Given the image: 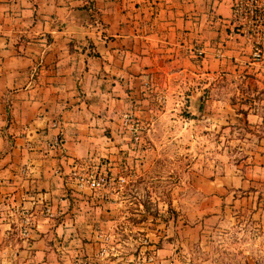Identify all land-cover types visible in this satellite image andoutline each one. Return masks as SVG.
Returning <instances> with one entry per match:
<instances>
[{
  "label": "crops",
  "instance_id": "0c3cea01",
  "mask_svg": "<svg viewBox=\"0 0 264 264\" xmlns=\"http://www.w3.org/2000/svg\"><path fill=\"white\" fill-rule=\"evenodd\" d=\"M231 5L0 0V232L20 209L35 235L56 207L72 212L84 193L70 170L123 148V113L148 116L154 96L168 105L178 79L223 63L264 82Z\"/></svg>",
  "mask_w": 264,
  "mask_h": 264
},
{
  "label": "rangeland",
  "instance_id": "374dc122",
  "mask_svg": "<svg viewBox=\"0 0 264 264\" xmlns=\"http://www.w3.org/2000/svg\"><path fill=\"white\" fill-rule=\"evenodd\" d=\"M241 65L178 79L166 106L151 98L133 117L141 140L122 126L124 147L89 165L107 183L50 210L38 235L15 211L0 264H264V82Z\"/></svg>",
  "mask_w": 264,
  "mask_h": 264
},
{
  "label": "built area",
  "instance_id": "2783aa9c",
  "mask_svg": "<svg viewBox=\"0 0 264 264\" xmlns=\"http://www.w3.org/2000/svg\"><path fill=\"white\" fill-rule=\"evenodd\" d=\"M232 23L242 31L246 41L251 46L250 61H264V0H232ZM200 52V51H199ZM123 127H129L132 141L141 140L139 123L133 120L129 113H123ZM56 135L54 143L60 142ZM85 163V162H84ZM89 166L79 163L70 170L71 176L80 187L97 189L107 183V176L101 171L88 169Z\"/></svg>",
  "mask_w": 264,
  "mask_h": 264
},
{
  "label": "water",
  "instance_id": "95a60500",
  "mask_svg": "<svg viewBox=\"0 0 264 264\" xmlns=\"http://www.w3.org/2000/svg\"><path fill=\"white\" fill-rule=\"evenodd\" d=\"M191 100L193 101V106L196 107V109H200L201 107V96L199 95V91H196L191 94Z\"/></svg>",
  "mask_w": 264,
  "mask_h": 264
}]
</instances>
